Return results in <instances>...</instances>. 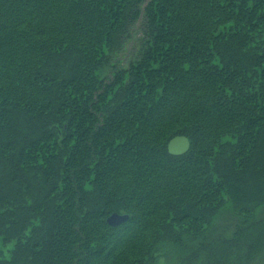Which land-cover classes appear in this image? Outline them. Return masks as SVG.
<instances>
[{
    "label": "trees",
    "instance_id": "obj_1",
    "mask_svg": "<svg viewBox=\"0 0 264 264\" xmlns=\"http://www.w3.org/2000/svg\"><path fill=\"white\" fill-rule=\"evenodd\" d=\"M262 204L264 0H0V264H247Z\"/></svg>",
    "mask_w": 264,
    "mask_h": 264
},
{
    "label": "rangeland",
    "instance_id": "obj_2",
    "mask_svg": "<svg viewBox=\"0 0 264 264\" xmlns=\"http://www.w3.org/2000/svg\"><path fill=\"white\" fill-rule=\"evenodd\" d=\"M140 23H136V25L133 26V36L132 39L128 40L126 43L125 50L121 52L120 59L121 64H126L129 61V56L133 52V49L135 48L134 45L136 44V38L141 34L140 31ZM104 75V73H102ZM171 139V138H170ZM169 139V140H170ZM169 142V141H168ZM168 148V144H167ZM259 210L257 218L261 219L264 218V204L257 206ZM237 218L230 212V211H224L216 218L217 222V230L215 231L214 235H227L231 233V230L233 228V224L237 222ZM0 247L4 250L5 253H7L11 247H13L12 242H3L0 238ZM162 261H165V259H162ZM169 262L171 263V259H169ZM247 264H264V248L256 254L253 258H251Z\"/></svg>",
    "mask_w": 264,
    "mask_h": 264
},
{
    "label": "water",
    "instance_id": "obj_3",
    "mask_svg": "<svg viewBox=\"0 0 264 264\" xmlns=\"http://www.w3.org/2000/svg\"><path fill=\"white\" fill-rule=\"evenodd\" d=\"M190 146L189 138L186 135L178 134L173 136L169 142H168V150L169 152L173 154H180L183 152H186ZM129 217V214L124 212H112L108 215L107 221L111 225H117L125 220H127Z\"/></svg>",
    "mask_w": 264,
    "mask_h": 264
}]
</instances>
